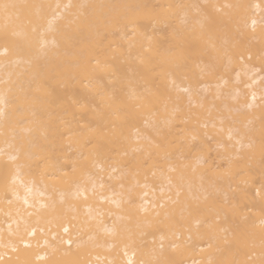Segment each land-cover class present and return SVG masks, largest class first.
<instances>
[{"label":"bare ground","instance_id":"bare-ground-1","mask_svg":"<svg viewBox=\"0 0 264 264\" xmlns=\"http://www.w3.org/2000/svg\"><path fill=\"white\" fill-rule=\"evenodd\" d=\"M0 264H264V0H0Z\"/></svg>","mask_w":264,"mask_h":264},{"label":"snow or ice","instance_id":"snow-or-ice-1","mask_svg":"<svg viewBox=\"0 0 264 264\" xmlns=\"http://www.w3.org/2000/svg\"><path fill=\"white\" fill-rule=\"evenodd\" d=\"M3 7H4L5 9H7V8L9 7V5H4Z\"/></svg>","mask_w":264,"mask_h":264}]
</instances>
